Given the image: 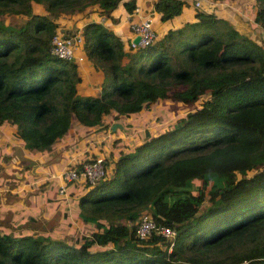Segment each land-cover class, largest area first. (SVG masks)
I'll list each match as a JSON object with an SVG mask.
<instances>
[{
  "label": "trees",
  "instance_id": "16d2710c",
  "mask_svg": "<svg viewBox=\"0 0 264 264\" xmlns=\"http://www.w3.org/2000/svg\"><path fill=\"white\" fill-rule=\"evenodd\" d=\"M195 1L155 0V40L133 48L94 17L113 22L137 0H0V127L28 151L44 155L73 125L91 139L103 123L164 118L109 153V176L101 158L97 183L66 184L82 236L64 233L69 217L53 233L0 227V264H264V0H248L259 37ZM78 17L84 60L101 75L89 94L79 63L51 53L58 30L72 34L60 22ZM143 215L175 238H138Z\"/></svg>",
  "mask_w": 264,
  "mask_h": 264
},
{
  "label": "rangeland",
  "instance_id": "374dc122",
  "mask_svg": "<svg viewBox=\"0 0 264 264\" xmlns=\"http://www.w3.org/2000/svg\"><path fill=\"white\" fill-rule=\"evenodd\" d=\"M70 21L64 20L60 23L64 26L65 24L70 25L72 33H75L78 28L81 32L83 22L80 17H78L77 21ZM12 23L18 24L19 22L14 20ZM80 69L82 82L79 83L78 88L80 86L81 92L85 94L95 92L99 88L101 75L91 68L88 62L83 63ZM173 113L177 117L182 115L184 111L178 110ZM154 116V112L150 111L143 116L140 115L136 120L133 118L131 121H127L129 126L126 125L125 129L123 125L126 123L122 119H117L119 122L115 121L116 124L121 125V128L117 126L115 130L103 123L99 129L100 132H96V136L89 139L91 141H88V143L90 142L91 144L85 146L86 149L82 147L87 137L85 138V135L78 131L79 128L73 125L71 133L50 148L47 154L45 153L46 155H37L28 151L14 135L13 127L9 125L0 127V191L2 192L0 197L13 194L16 192V188L27 187L31 182H34L31 188H34L36 193L28 196L30 203L27 207L21 204H13L12 207L7 208H5L6 206H0L5 211L11 210L14 213L12 218H8L10 213H7V215L0 214V227L16 232L32 229L36 232L53 233V230L59 227L62 222H66V218L69 217L70 220L67 218L69 225L64 233L74 236L73 232L76 231L78 235L82 236L83 225L81 221H77L74 217L78 212L76 201L79 196H73L68 190L63 196L57 195L54 179H47L51 174L49 170L52 168L58 170V165L60 164L58 160L60 159L64 162L67 158H70L78 163L79 160L89 158V154L94 153L95 150L98 159H106V176H109L113 164V159L108 157L109 153L111 151L116 153L118 150H126V148L130 149L132 145L137 144L141 140L144 129L161 127V124H164L163 117L162 121L158 123H155L154 119L147 123L148 119ZM155 119L157 120L158 118ZM250 119H252L251 114L247 115V120ZM118 129H121V131ZM196 186L194 190H196ZM188 190H193V186L189 187ZM175 198V196H167L166 200L171 203ZM5 211L3 212L5 213ZM17 215L18 217H16ZM23 216L26 221L22 220ZM27 216L36 218L35 222L26 219Z\"/></svg>",
  "mask_w": 264,
  "mask_h": 264
},
{
  "label": "built area",
  "instance_id": "2783aa9c",
  "mask_svg": "<svg viewBox=\"0 0 264 264\" xmlns=\"http://www.w3.org/2000/svg\"><path fill=\"white\" fill-rule=\"evenodd\" d=\"M200 0L195 1V6L199 5ZM138 6L134 7L128 14L126 21L132 35L131 47H145L152 43L156 37L153 19L150 14H141ZM135 36H139L140 40L137 45L132 41ZM51 53L56 58L64 61H75L81 63L84 61L83 55V37L80 31L65 34L62 30H58L51 38ZM105 176L104 166L101 159L95 162H79L78 167H66L59 176L58 194L63 196L66 194L68 183L77 181H86L89 184H95ZM177 234L175 228L156 223L152 216H141L136 235L140 239H146L152 235H158L169 240H173Z\"/></svg>",
  "mask_w": 264,
  "mask_h": 264
},
{
  "label": "crops",
  "instance_id": "0c3cea01",
  "mask_svg": "<svg viewBox=\"0 0 264 264\" xmlns=\"http://www.w3.org/2000/svg\"><path fill=\"white\" fill-rule=\"evenodd\" d=\"M154 1L155 0H137V6L141 10L140 11L141 14H150L152 16V19H153V17H155V15H156V12L153 11ZM200 1H202V0H200ZM203 1H206L207 4H209L210 6H214L219 13H221L224 17H226L232 23H234L236 28H238L242 32L251 34L253 37H259L260 32L257 30L258 27L254 24V21L252 19V15H251V13H249V11L247 9L248 4L250 3L248 0H242V1L226 0V1H218V2H214L212 0H203ZM121 8H118L115 11V13H114V19L115 20L113 22H110L107 18H104V17H97L98 19L97 18L95 19V17H94V19H95V21L101 23L102 25H104L108 29H111L116 34H121L124 37H126V36L132 37L130 30H129V27L127 25L128 23L126 21V18H127L129 13L128 12L126 13L125 10H124L125 13L122 12L123 8L122 9ZM70 22H74V21H70ZM177 25H179V24L176 23V26ZM82 26H83V23H82ZM171 26H172L171 23L164 24L165 29H168ZM62 27L66 28L68 30H71V28H72L70 25H67V24H65V26L62 24ZM155 28H156V30H159L160 24L155 22ZM83 63H85V60L83 62L79 63L80 67L82 66ZM120 124H121V122H120ZM74 126L79 128L77 125H74ZM78 131L85 135L91 131V128L87 129V130H82L81 128H79ZM89 139L90 138H87V140L85 141L84 146L82 148H85V146H89L91 144L90 142L88 143V141H91ZM94 152H95V150H94ZM81 161L82 160H79V162H81ZM58 162L60 163L58 165L59 169L56 170V169L52 168L51 170H49L51 172V174L49 175V178H47L48 180L54 179L53 182H54L55 186H56V184H57V186H59L58 176H59L60 172L63 169H65L66 167H72V165L77 164L74 161V159L71 160L70 158H67V160H65L64 162L60 159V160H58ZM61 164H62V166H60ZM32 185H34V182H31L29 184V186H27V187L24 186L21 188H16L15 189L16 192H14L13 194H9L6 197H0V206H3V207L6 206L5 208H7V207H12L13 204H21L22 206L27 207L30 203L28 196L31 194L32 195L36 194L34 191V188H31ZM56 193H57V195H59L58 189H57ZM0 195H2L1 191H0ZM3 211H5L4 208H0V214H2V215L6 214L7 215V213H10L9 214L10 216L8 218H12L14 215L13 211H11V210H7V211H5V213Z\"/></svg>",
  "mask_w": 264,
  "mask_h": 264
},
{
  "label": "water",
  "instance_id": "95a60500",
  "mask_svg": "<svg viewBox=\"0 0 264 264\" xmlns=\"http://www.w3.org/2000/svg\"><path fill=\"white\" fill-rule=\"evenodd\" d=\"M139 40H140V37H139V36H135L132 42H133L135 45H137L138 42H139ZM117 126L121 127V125H119V124H114V125L112 126V130H115V128H116Z\"/></svg>",
  "mask_w": 264,
  "mask_h": 264
}]
</instances>
